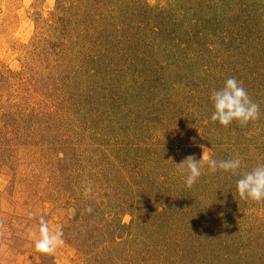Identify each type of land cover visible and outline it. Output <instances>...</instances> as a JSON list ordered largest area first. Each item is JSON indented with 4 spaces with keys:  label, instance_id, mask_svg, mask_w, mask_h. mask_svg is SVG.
<instances>
[{
    "label": "rangeland",
    "instance_id": "1",
    "mask_svg": "<svg viewBox=\"0 0 264 264\" xmlns=\"http://www.w3.org/2000/svg\"><path fill=\"white\" fill-rule=\"evenodd\" d=\"M144 1L156 20L135 34V57L91 62L89 69L103 66L95 73L83 68L85 52L70 32L80 9L70 0H0V140L19 147L10 162L0 159V264H264V202L236 194L240 175L264 163V0H210L213 10L199 0ZM247 7L259 9L260 20L246 25L255 12ZM174 17L203 31L205 44L170 46L163 26ZM62 19L74 22L67 35L59 33ZM235 45L242 55L224 50ZM157 50L163 56L154 60ZM191 62L158 82L160 65ZM127 67L144 68L148 81L131 106L114 105L106 88L117 69L127 80L137 76ZM229 77L260 105L258 120H211V94ZM72 80L85 83L83 98L66 95ZM22 117L33 122L28 138H7ZM205 148L217 161L240 158L246 170L205 165L180 198L186 185L176 165L199 161ZM41 218L62 233L51 254L35 250ZM222 242L229 245L216 250Z\"/></svg>",
    "mask_w": 264,
    "mask_h": 264
},
{
    "label": "trees",
    "instance_id": "2",
    "mask_svg": "<svg viewBox=\"0 0 264 264\" xmlns=\"http://www.w3.org/2000/svg\"><path fill=\"white\" fill-rule=\"evenodd\" d=\"M64 1L65 0H58V7H62L63 5H61V3ZM89 1L90 3L94 4V6L96 7V10L93 9L89 5ZM199 1L201 3V8H204V9L210 8V10H213V8H215L216 6L210 0H199ZM70 3L73 6H76L78 9L80 8L77 14L78 19L75 21L77 23L75 24L73 21L69 22V21H66L67 19L66 20L62 19L61 20L62 23L60 24H62L63 27L62 26L60 27H62L63 30L61 31L59 30L60 32L59 31L58 32L62 35H67L68 31H66V29L67 28L69 29L71 23L72 24L74 23V25H71V26H74L75 28L74 27L70 28L72 29L70 32L78 33V36H76L78 40V45L80 46V49L82 50V52H85L83 54L84 57L82 56L83 57V68L86 71L88 70L87 72L100 71L103 68L102 65L96 68V70L89 69V67L91 66L93 62L100 63L101 61H105V58L107 57L109 58L111 57L113 59L116 58V60L120 58L126 59L132 56L135 57V54H134L135 50H131L133 48L134 39L137 38L135 34L139 35L143 31H146L151 25L152 26L155 25L154 23L156 19L151 14L150 7H148V5L145 3L144 0H132L131 3H130V0H117V1L115 0H70ZM216 4H221V2L218 0ZM256 9L257 8L255 7H254V10L250 9V7L245 8L244 11H252V12L255 11L254 14H248V16L246 17V25H248L247 24L248 20L256 21L257 18H258L257 21L260 20L259 19L260 10L259 9L256 10ZM64 13H65V10H64ZM241 13L243 12L241 11L240 14ZM66 15H68L67 17L69 18L68 12H66ZM66 15H65V18H66ZM242 15L243 14H241V16ZM170 20L171 22H166L165 25L163 26V30L165 29L167 30L165 33L167 36L166 40L171 41L170 46L174 47L178 45L179 46L184 45L186 48L190 44L195 43V40L196 42H199V44L204 43V42H201V38L199 39L203 31L194 30L191 27H186L183 21L179 20L177 17H174L173 20L171 18ZM184 22H186L185 19H184ZM263 22L264 20L260 21L259 23H263ZM238 24L241 26V28L247 27L244 23L239 22ZM261 25L263 26V24ZM87 26L91 28H88L84 31L80 30L78 32V27L80 28V27H87ZM188 28H190L191 30H194L192 35L187 33ZM179 30H181V32ZM63 39L67 42L69 41L67 37L65 36L63 37ZM69 43L70 42H68V44ZM64 44L65 43H63V45ZM138 45L140 46L144 45V42L140 39V36H139ZM240 45L241 44H238L237 46H240ZM69 47H71V45H69ZM244 47H246L245 50L242 48L240 49L244 53L246 52V54L250 53L249 46L244 45ZM71 48L72 50L75 49L73 46ZM178 49L181 50V52L185 50L183 48L182 49L178 48ZM231 49H236L238 54L242 55V53L239 51V48H236V45H235V48L234 47H229L228 49L224 48V50L229 51V52L231 51ZM149 55L152 59L156 60L158 57L163 56V52L161 53L157 50L156 52L149 54ZM179 56L182 57V55H179ZM178 59H176V61ZM172 64L160 65L161 68L156 73L159 77L157 78L159 79L158 82H161V80H163V76L166 74L168 68H171V67L177 68L181 66V68L179 69L180 72L184 67L188 69L192 68L191 67L192 62L189 64H178V65L176 64L172 65ZM137 65H133V66H137ZM131 69H132L131 67L126 68L127 72L130 71L131 73L133 72L137 75V76L132 77V80H127L123 70L117 69L112 74L110 72L111 70L109 71L108 74L109 75L111 74V76L113 75V77H110V78H113L114 81L111 82V85L109 88H106V91H105V87L102 86L100 82L101 78H99L100 79L99 82L95 79L94 85L100 91L99 93L102 94L105 91V94H110L111 95L110 100L113 101L114 105L119 104L120 102L123 101V102H126L125 103L126 106H131V104L133 103V99L135 97V95L133 94H135V92L138 90L143 91L145 89L144 88L145 85L142 83L144 81L145 82L148 81L147 77L146 79L143 78L145 74L144 68L143 70H135V71H132ZM140 78H143V79L140 80ZM81 82L82 80L80 82H76V80L70 81L67 85V89L65 92L66 95L74 96L75 99H78V97L79 99L83 98V93L85 92V83H82L81 88L79 85H77L79 83L81 84ZM99 83L102 88H100V86L98 85ZM130 99L132 103L131 102L127 103L128 100ZM54 107H57V106H54ZM81 107L82 109L84 108L83 106H79L78 104V108H81ZM20 122L21 124L19 123L15 129V132H17L16 135H12L10 133L6 135L7 138L12 139L14 136L18 137L19 139H23V140L28 138L29 133H27V135H25L24 133L28 132V130L29 131L31 130L28 128L33 126L32 125L33 122L32 120L30 121V119L28 120V118H24V117L21 118ZM18 148H19L18 146L14 147L11 145L9 141L6 142L2 138V141L0 142V159H4L6 162L7 161L10 162L11 156L9 155V153H11L12 150H16V149L19 150ZM255 167L256 166L254 164V168ZM245 170L246 168L240 169L241 172H244ZM181 190L183 191L181 192V197L180 196L179 197L180 198L184 197L183 199H185L187 195L190 194L191 192L190 189L187 187ZM225 245L228 246L229 244H226L223 242L219 243L216 246V250L220 247L225 248L226 247ZM228 257H229V254L228 252H226L224 254V259H228ZM203 264H206V262H203Z\"/></svg>",
    "mask_w": 264,
    "mask_h": 264
},
{
    "label": "clouds",
    "instance_id": "3",
    "mask_svg": "<svg viewBox=\"0 0 264 264\" xmlns=\"http://www.w3.org/2000/svg\"><path fill=\"white\" fill-rule=\"evenodd\" d=\"M210 98L214 107L211 120L223 127L230 126L234 121L246 125L260 118V105L249 97L241 82L234 77L227 78L223 87L213 91ZM205 165L213 173L221 170L238 175L242 162L238 157L217 161L210 155V150L205 148L199 161L194 156H189L176 165L184 175L186 187L191 188L197 183ZM236 194L243 200L264 202V163L240 175L236 182ZM62 243V233L50 231L48 223L41 218L39 238L34 241L35 250L42 254H51Z\"/></svg>",
    "mask_w": 264,
    "mask_h": 264
}]
</instances>
